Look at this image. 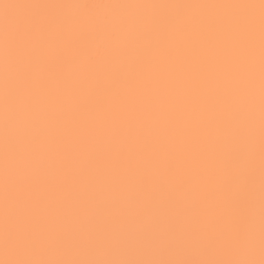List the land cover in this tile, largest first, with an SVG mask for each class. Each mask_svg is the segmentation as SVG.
I'll list each match as a JSON object with an SVG mask.
<instances>
[{"label": "snow or ice", "instance_id": "obj_1", "mask_svg": "<svg viewBox=\"0 0 264 264\" xmlns=\"http://www.w3.org/2000/svg\"><path fill=\"white\" fill-rule=\"evenodd\" d=\"M0 264H264V0H0Z\"/></svg>", "mask_w": 264, "mask_h": 264}]
</instances>
